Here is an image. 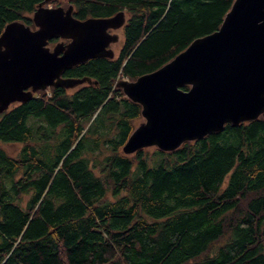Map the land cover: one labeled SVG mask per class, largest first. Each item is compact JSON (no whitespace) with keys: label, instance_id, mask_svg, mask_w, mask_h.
<instances>
[{"label":"trees","instance_id":"16d2710c","mask_svg":"<svg viewBox=\"0 0 264 264\" xmlns=\"http://www.w3.org/2000/svg\"><path fill=\"white\" fill-rule=\"evenodd\" d=\"M43 1L0 0V34L34 28ZM233 1L48 0L80 20L124 11L123 41L62 72L90 83L0 113V264H264V115L173 151L122 152L142 116L117 81L217 30Z\"/></svg>","mask_w":264,"mask_h":264},{"label":"water","instance_id":"95a60500","mask_svg":"<svg viewBox=\"0 0 264 264\" xmlns=\"http://www.w3.org/2000/svg\"><path fill=\"white\" fill-rule=\"evenodd\" d=\"M47 2L33 12L34 28L13 21L0 34V113L38 90L90 83L62 72L115 55L110 45L119 35L110 30L124 26V11L80 20L72 5L65 9ZM50 39H59L52 48ZM116 86L141 106L145 119L123 145L126 155L151 146L173 151L226 123L264 115V0H234L217 30L196 38L155 71L134 81L120 79Z\"/></svg>","mask_w":264,"mask_h":264},{"label":"rangeland","instance_id":"374dc122","mask_svg":"<svg viewBox=\"0 0 264 264\" xmlns=\"http://www.w3.org/2000/svg\"><path fill=\"white\" fill-rule=\"evenodd\" d=\"M45 6H48L47 4H45ZM127 18V15H126ZM110 32H115L119 35V40L117 43L111 44L110 48L114 51V56H116L120 50L122 41H123V35H122V29H118L116 31H110ZM74 88H70V90H73ZM144 118L141 117V119H139L138 121H136V127L144 122ZM3 147L6 149V151L8 152V154L14 156L17 154V152L20 149V144H4ZM156 149L155 146H151V147H147L145 148V151L147 152L148 155H152L154 153V150Z\"/></svg>","mask_w":264,"mask_h":264},{"label":"flooded vegetation","instance_id":"af4514ba","mask_svg":"<svg viewBox=\"0 0 264 264\" xmlns=\"http://www.w3.org/2000/svg\"><path fill=\"white\" fill-rule=\"evenodd\" d=\"M121 29V28H120ZM110 31H113V30H110ZM59 40V39H58ZM57 39H56V41H58ZM16 103H19V102H15V103H12L8 108H10V107H12L14 104H16Z\"/></svg>","mask_w":264,"mask_h":264},{"label":"bare ground","instance_id":"6f19581e","mask_svg":"<svg viewBox=\"0 0 264 264\" xmlns=\"http://www.w3.org/2000/svg\"><path fill=\"white\" fill-rule=\"evenodd\" d=\"M142 116V115H141ZM145 120V119H144Z\"/></svg>","mask_w":264,"mask_h":264}]
</instances>
